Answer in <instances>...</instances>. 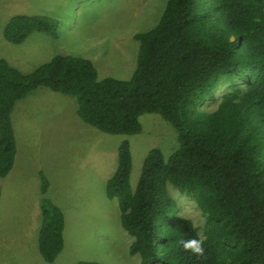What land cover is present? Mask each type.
<instances>
[{"label": "trees", "instance_id": "16d2710c", "mask_svg": "<svg viewBox=\"0 0 264 264\" xmlns=\"http://www.w3.org/2000/svg\"><path fill=\"white\" fill-rule=\"evenodd\" d=\"M34 31L55 37L57 21L17 13L3 35L18 44ZM134 39L139 49L128 79L100 77L92 60L66 54L28 73L0 57V177L16 160L14 105L39 86L74 96L80 119L108 134H138L139 117L157 113L174 126L177 147L168 158L150 148L132 189L131 146L123 138L105 181L133 238L128 253L139 264H264V0H166L156 24ZM169 186L200 209L202 236L177 212ZM47 188L41 173V191ZM40 209L38 250L54 264L64 216L45 197ZM194 238L204 241L202 255L183 248L182 240Z\"/></svg>", "mask_w": 264, "mask_h": 264}, {"label": "rangeland", "instance_id": "374dc122", "mask_svg": "<svg viewBox=\"0 0 264 264\" xmlns=\"http://www.w3.org/2000/svg\"><path fill=\"white\" fill-rule=\"evenodd\" d=\"M165 3L0 0V29L4 20L17 13L46 15L57 21L55 37L34 31L18 44L5 38L8 44H0V56L28 73L54 54H66L92 60L100 77L128 79L139 49L134 34L154 26ZM228 87L217 89L216 99L206 104L208 109L215 107ZM76 108L74 96L46 86L37 87L14 105L16 160L11 171L0 177V264H48L38 250L43 197L64 216V246L54 264H139V256L128 253L133 238L120 225L117 201L107 197L105 181L115 168L121 139H128L131 146L130 185L134 189L147 151L157 147L168 158L178 145L176 130L161 115L144 113L139 117L140 133L108 134L83 122ZM40 168L52 173L48 194L41 191L42 170L29 176ZM169 194L177 212L190 218L202 236L204 217L194 200L171 186Z\"/></svg>", "mask_w": 264, "mask_h": 264}, {"label": "clouds", "instance_id": "9594fccd", "mask_svg": "<svg viewBox=\"0 0 264 264\" xmlns=\"http://www.w3.org/2000/svg\"><path fill=\"white\" fill-rule=\"evenodd\" d=\"M185 250H191L194 254L202 255L204 252V241L202 239H189L181 241Z\"/></svg>", "mask_w": 264, "mask_h": 264}, {"label": "crops", "instance_id": "0c3cea01", "mask_svg": "<svg viewBox=\"0 0 264 264\" xmlns=\"http://www.w3.org/2000/svg\"><path fill=\"white\" fill-rule=\"evenodd\" d=\"M6 20H4L3 22H2V28L0 29V44H3V45H7L8 43H7V39L5 40V37H4V35H3V28H4V26H5V23L7 22H5ZM4 38V39H3ZM0 55H2V54H0ZM0 57H4V56H0ZM5 58V57H4ZM5 59H7V58H5ZM8 60V59H7ZM46 92H49V91H46ZM12 118V117H11ZM14 120V119H13ZM13 124H14V122H13ZM14 128H15V124H14ZM15 130H16V128H15ZM15 135H16V140H17V134H16V131H15ZM40 170H42L41 168L40 169H38V171H36V172H34V173H29V176L30 177H35L36 175H37V173H39V171ZM42 172H43V170H42ZM44 173V175L46 176V178H47V180L49 181V183L51 182V179H52V173H49V172H43ZM82 173V171H80V174ZM47 194H48V192H46Z\"/></svg>", "mask_w": 264, "mask_h": 264}]
</instances>
